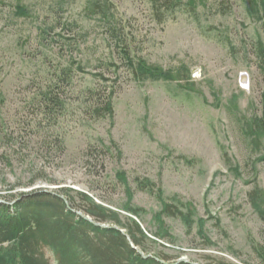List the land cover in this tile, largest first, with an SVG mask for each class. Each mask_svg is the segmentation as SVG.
Returning <instances> with one entry per match:
<instances>
[{
    "label": "rangeland",
    "instance_id": "374dc122",
    "mask_svg": "<svg viewBox=\"0 0 264 264\" xmlns=\"http://www.w3.org/2000/svg\"><path fill=\"white\" fill-rule=\"evenodd\" d=\"M95 1L106 19L89 13L88 0H0V202L71 190L128 216L122 173L149 238L163 203L190 221L163 215L172 243H146L145 256L263 264L264 224L248 194L264 189V167L241 131L262 108V0H180L160 22L149 0ZM124 46L189 79L134 82ZM45 94L56 107L44 109ZM108 100L112 116L96 117L95 104Z\"/></svg>",
    "mask_w": 264,
    "mask_h": 264
},
{
    "label": "trees",
    "instance_id": "16d2710c",
    "mask_svg": "<svg viewBox=\"0 0 264 264\" xmlns=\"http://www.w3.org/2000/svg\"><path fill=\"white\" fill-rule=\"evenodd\" d=\"M149 1L154 11L153 15L159 22L180 5V3L177 4L180 0ZM191 1L193 0L188 2ZM105 7V5L100 7L95 0H88V10L92 15H101L106 19ZM15 12L18 15L27 13L22 6H16ZM254 13L261 14L260 17L264 19V0ZM107 22L111 25V36H116V28L112 26L111 21ZM116 37L119 38V36ZM260 51L264 61L262 46ZM120 54L126 61L128 72L136 83L145 81L163 83L184 81L186 83L189 79L186 70L182 68L176 71L164 70L149 64L146 60L135 56L127 46L121 47ZM43 99L44 109L57 106L56 99L52 95L45 94ZM95 106L96 117L112 116L110 100L102 108L97 104ZM261 107L260 116L253 115L243 120L241 131L242 135L249 140L253 153L257 154L255 164H261L264 167V89L261 94ZM100 111L104 113L100 114ZM234 171L237 172L236 167ZM116 177L127 196V202L122 210L128 216H122L119 212L96 204L84 193L71 190L60 191L63 199L57 194L30 191L18 194L11 204L0 203V264H49L44 256V249L52 254L55 264H161L153 258L169 264L170 258L167 255L157 252L151 258L143 259L134 248L146 255L148 253L144 246L146 243L164 241L171 244L172 236L162 216L179 217L184 222H190L188 217L180 212L175 213L171 210V206L162 202V210L153 217L156 231L149 234L153 239L149 238L134 219L141 218L144 212L131 205L132 193L124 174L119 173ZM148 185L152 184L143 182L139 183L138 187L146 190ZM160 198L159 192L158 199ZM248 199L264 224V189L255 187L248 194ZM78 212L82 216H79ZM85 218H89L91 222ZM94 224L105 225L108 228H100ZM198 227V234L209 246V240L203 236L202 220H199ZM120 231H124V234ZM258 258L264 264V250L258 252Z\"/></svg>",
    "mask_w": 264,
    "mask_h": 264
},
{
    "label": "water",
    "instance_id": "95a60500",
    "mask_svg": "<svg viewBox=\"0 0 264 264\" xmlns=\"http://www.w3.org/2000/svg\"><path fill=\"white\" fill-rule=\"evenodd\" d=\"M47 193V192H46ZM62 198V197H60ZM63 199V198H62ZM0 203H3V202H0ZM3 204H6V203H3ZM79 216H81L80 214H78ZM87 221H90L88 218H85ZM91 222V221H90ZM95 226H98L100 228H108L107 226H104V225H98V224H94ZM131 244V243H130ZM131 247H133V245L131 244ZM134 248V247H133ZM134 250L143 258V259H148V258H151V256H145L143 255L139 250H137L136 248H134ZM154 260L160 262L161 264H165L161 261H159L158 259H155L153 258ZM179 263H186V264H193V263H190L188 261H186L185 259H180L178 260L175 264H179Z\"/></svg>",
    "mask_w": 264,
    "mask_h": 264
}]
</instances>
